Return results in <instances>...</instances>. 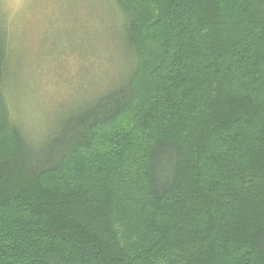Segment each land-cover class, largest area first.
<instances>
[{
    "label": "trees",
    "instance_id": "trees-1",
    "mask_svg": "<svg viewBox=\"0 0 264 264\" xmlns=\"http://www.w3.org/2000/svg\"><path fill=\"white\" fill-rule=\"evenodd\" d=\"M115 2L128 75L50 129L0 77V264H264V0Z\"/></svg>",
    "mask_w": 264,
    "mask_h": 264
},
{
    "label": "rangeland",
    "instance_id": "rangeland-1",
    "mask_svg": "<svg viewBox=\"0 0 264 264\" xmlns=\"http://www.w3.org/2000/svg\"><path fill=\"white\" fill-rule=\"evenodd\" d=\"M34 14L32 23L37 30L43 29V35L35 43L25 34L17 37L9 26L8 31L13 40L17 57L22 62L20 68H30L24 91L17 88L16 105L20 115L31 130L50 129L74 105L80 95L97 93L111 88L118 80L128 75L130 60L122 43V25L124 18L121 11L113 9V16L118 24L111 25V42L104 44L89 43L87 47L69 45L67 52L53 54V49L45 50L49 28L65 13L70 11L65 5L69 0H30ZM75 2V0H72ZM89 13H84L87 23ZM35 49V55L29 59V53ZM15 55V54H14ZM67 57L71 68L62 70L64 65L53 67V61ZM20 62V63H21ZM39 73V75H37ZM47 79H42L43 76ZM15 93V94H16Z\"/></svg>",
    "mask_w": 264,
    "mask_h": 264
},
{
    "label": "clouds",
    "instance_id": "clouds-1",
    "mask_svg": "<svg viewBox=\"0 0 264 264\" xmlns=\"http://www.w3.org/2000/svg\"><path fill=\"white\" fill-rule=\"evenodd\" d=\"M116 5L114 0H69L65 5L70 11L65 13L49 28L45 50L53 49V54L64 50L67 52L68 46H79L81 43L85 47L89 43L104 44L111 42V25L118 24V20L113 16V9ZM30 0H0V19L9 25L17 37L25 34L35 43L43 35V29L37 30V26L32 23L34 14L31 11ZM88 12L87 23L84 21V13ZM35 49L29 53V59L35 55ZM67 57L53 61V67L63 64L62 70L67 71L71 64L67 63ZM33 71L30 68H19L16 59L9 57L8 62L0 63V77H3L9 84L17 83L18 87L24 91L28 73ZM39 75V73H37ZM42 79H47L43 76Z\"/></svg>",
    "mask_w": 264,
    "mask_h": 264
}]
</instances>
